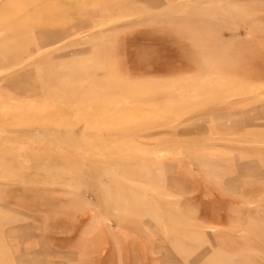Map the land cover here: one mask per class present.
Returning <instances> with one entry per match:
<instances>
[{
	"label": "rangeland",
	"instance_id": "rangeland-1",
	"mask_svg": "<svg viewBox=\"0 0 264 264\" xmlns=\"http://www.w3.org/2000/svg\"><path fill=\"white\" fill-rule=\"evenodd\" d=\"M0 264H264V0H0Z\"/></svg>",
	"mask_w": 264,
	"mask_h": 264
}]
</instances>
